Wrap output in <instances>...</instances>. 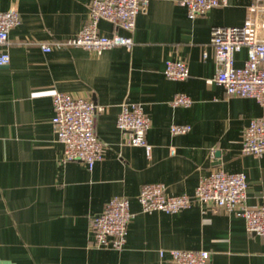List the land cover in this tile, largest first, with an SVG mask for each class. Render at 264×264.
<instances>
[{
	"label": "crops",
	"instance_id": "crops-1",
	"mask_svg": "<svg viewBox=\"0 0 264 264\" xmlns=\"http://www.w3.org/2000/svg\"><path fill=\"white\" fill-rule=\"evenodd\" d=\"M92 1L0 0V12L16 8L22 19L0 47L11 56L0 67V264H173L160 251L176 249L208 251L210 264H264V240L248 233L239 211L212 213L194 203L176 214H147L138 202L144 185L163 183L170 195H192L202 178L223 170L247 176L248 207L264 203V155L242 154L245 130L264 110L211 82L219 67L212 29L242 26L247 9L264 0H227L194 20L182 0H149L131 50L59 48L84 27ZM99 30L127 35L107 21ZM43 45L53 50L46 53ZM235 58L242 67L247 50ZM168 61L185 62L190 76L167 79ZM57 92L105 107L96 117L103 160L93 170L63 161L52 123ZM177 94L193 105L173 107ZM124 103L142 105L151 120L150 157L117 128ZM174 124L191 130L172 135ZM113 198H128L134 215L123 251L93 244L91 221Z\"/></svg>",
	"mask_w": 264,
	"mask_h": 264
},
{
	"label": "built area",
	"instance_id": "built-area-1",
	"mask_svg": "<svg viewBox=\"0 0 264 264\" xmlns=\"http://www.w3.org/2000/svg\"><path fill=\"white\" fill-rule=\"evenodd\" d=\"M227 0H182L180 5L187 9L190 20L206 15L212 9L225 6ZM149 7V0H93L89 5L88 20L81 31L64 42L59 48H80L102 54L106 50L134 46L133 33L140 14ZM107 21L127 35H102L99 23ZM22 22L16 8L0 12V47H7L10 33ZM211 45L219 67L211 81L222 86L230 97L256 100L264 110V5L255 4L246 11L245 22L240 27H214ZM48 53L50 45H43ZM247 50V59L242 67H236V54ZM11 56L0 51V67L8 66ZM167 79L184 81L190 76L188 65L183 61H168L164 70ZM173 107L189 108L193 100L185 94H177L171 102ZM53 126L59 142L64 146L63 161L84 163L93 170L96 163L103 160L104 145L96 133V117L105 112V107L92 100L74 98L57 92L53 96ZM151 120L142 105L124 103L117 119V128L128 135L132 147H143L150 157L152 146L147 142ZM172 135H186L189 125L171 126ZM174 154L175 151L173 150ZM242 154L261 158L264 155V117L254 119L247 127L242 141ZM214 157V153L212 154ZM247 176L244 173L213 172L201 179L192 195H170L163 183L147 184L141 187L138 202L142 212L151 214L163 212L176 214L191 208L194 203L212 213L224 211L232 214L239 211L246 221L249 234L264 240V203L251 208L246 205ZM134 215L128 198L111 199L103 213L93 217L91 227L96 249L123 251L128 236V228ZM168 255L173 264H210L208 251L161 250L160 257Z\"/></svg>",
	"mask_w": 264,
	"mask_h": 264
}]
</instances>
